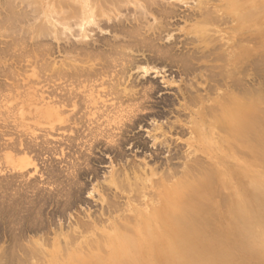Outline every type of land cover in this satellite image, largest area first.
Listing matches in <instances>:
<instances>
[{
  "label": "bare ground",
  "instance_id": "bare-ground-1",
  "mask_svg": "<svg viewBox=\"0 0 264 264\" xmlns=\"http://www.w3.org/2000/svg\"><path fill=\"white\" fill-rule=\"evenodd\" d=\"M0 10V77H16L6 59L33 53L52 85L15 105L5 94L0 264H264V0H0ZM165 68L178 80L162 75L172 98L155 100L144 77ZM28 109L43 134L16 123ZM146 121L144 140L133 131ZM147 143L150 162L136 155ZM99 149L112 160L103 174Z\"/></svg>",
  "mask_w": 264,
  "mask_h": 264
},
{
  "label": "rangeland",
  "instance_id": "rangeland-1",
  "mask_svg": "<svg viewBox=\"0 0 264 264\" xmlns=\"http://www.w3.org/2000/svg\"><path fill=\"white\" fill-rule=\"evenodd\" d=\"M181 5V4H180ZM177 5V9H178V11H179V13H181V15H183V12L185 11L186 13H187V10H186V8L188 9V5H190V4H188L187 5V7H186V5ZM1 11V10H0ZM184 12V13H185ZM1 13V12H0ZM175 21H177L178 23H177V25L178 26H183V24H182V22H180L179 23V21H181V20H179L178 18L177 19H174ZM174 24H176L175 22H174ZM180 24V25H179ZM176 34H177V32H175ZM5 43H7V38H6V34L4 33V30L3 29H0V44H1V46H5ZM54 60H55V62L57 61V59H60L61 57L59 56V54L57 55V54H54V57H52ZM62 59V58H61ZM7 61L5 62V64H11V66H12V68L16 71V72H14V74H16V77L14 76V78H10V77H0V95L2 96V97H0V98H2V99H4L3 100V102L2 103H0V105H2V107L0 106V113H2V115H3V113H4V111L6 110V109H8V107H10V105L9 106H4L3 105V103H5L6 101H8V99H5V94H7L8 93V96H10L11 98H9V100L10 101H8V102H12V105H15V103L17 102V101H19L20 99V97H22L23 96V93L26 91V90H28V91H30V92H32V93H34L35 92V90L36 89H41V87H42V90H40V91H38L37 90V92H38V94H41L42 93V91L44 92L45 91V93H49V91H51V88H50V86L49 85H51V84H49V82H45L42 78L43 77H45V76H40L39 78L37 77V55L36 54H33V53H31V54H26L25 56H23L22 58H19V57H16V60H13L12 59V62L11 61H8L9 59H6ZM15 63H14V62ZM54 62V63H55ZM174 69V68H173ZM173 69H169V68H165L164 70H162V72L164 73H158V74H156V73H150L149 75H147V76H145L144 77V79L145 80H147V81H152L153 83H155V85L156 86H158L159 88H160V91L156 94V96H154V99L155 100H158V97L160 98L161 96L162 97H170V98H172V94H173V90H172V88H168L165 84H164V81H163V78H162V75H164V78L165 79H170L171 77H172V79H174V80H178V78L176 77V73H175V69L173 70ZM136 73H134L133 74V78H136ZM166 76V77H165ZM42 77V78H41ZM40 79H42L43 81H44V83H43V85L42 86H40V84H42L40 81H42V80H39ZM45 79V78H44ZM40 83H39V82ZM48 83V84H47ZM28 86H27V85ZM45 84V85H44ZM57 86H59L60 84L61 85H63L62 84V81H57L56 83H55ZM26 85V86H25ZM31 85H33V86H31ZM29 86H31V87H29ZM52 86V85H51ZM36 88L35 90H34V88ZM62 87V86H61ZM24 89V90H23ZM26 89V90H25ZM48 91V92H47ZM37 92H35V93H37ZM39 92H41V93H39ZM11 93V94H10ZM17 93H19V94H17ZM44 93V94H45ZM3 94H4V96H3ZM22 94V95H21ZM11 95H13V96H11ZM15 95H17V96H15ZM19 95H20V97H19ZM7 96V95H6ZM45 96H47V95H45ZM13 98L14 99H16V102L13 100ZM12 99V100H11ZM28 112L27 113H25L24 115H21V117H19L18 115H16V123L18 124V122H20L21 120H22V122L23 123H25V124H27V125H31L32 124V128H34L35 127V130H34V135H36V136H39V135H41V134H43V131L44 130H46L48 127L46 126V125H42L41 123H40V125H36V126H34L35 125V123H34V118H35V116H36V114H37V112H34V111H32V109H31V111H30V109H28L27 110ZM32 116H34V117H32ZM32 117V118H31ZM26 118V119H25ZM11 119H13V118H11ZM20 120V121H19ZM12 121V120H11ZM144 123V124H143ZM142 123V128H139V129H137V130H135V131H133V134L135 133V135H136V137H138L139 136V138L141 137L142 139H144V140H147V134H146V131L148 130V125H150V122H148V121H146V122H143ZM14 126V123H12L11 124V127H13ZM18 126V125H17ZM34 126V127H33ZM11 127L9 126L8 127V129L10 128L11 129ZM32 128H31V130H32ZM42 128H45L44 130L42 129ZM38 129H39V131H38ZM41 129L43 130V131H41ZM22 130L23 129H20V128H18V129H16V131H21L22 132ZM61 131L62 130H60V133H61ZM23 132H25V133H29L30 132V130H29V132L27 131V129H26V131L24 130ZM10 133H13L12 135H11V137L13 136H15L16 137V135H18V133H20V132H17V133H14L13 132V130H11V132ZM45 133V132H44ZM64 135L66 134V133H63ZM20 135V134H19ZM134 135V136H135ZM58 137V139H60L61 137H60V135H59V132H58V135L56 136V138ZM60 137V138H59ZM8 137H5V138H3V139H7ZM49 138V140H53V138H51V137H48ZM13 139H15V138H13ZM54 142H55V140H54ZM147 146L148 147H146L145 149H139V151L138 152H136V149H134V148H132V147H130V146H126V148H125V151H126V153H127V155H128V157H129V159H132V156H133V154L136 152V155L138 156V157H143V156H147V161H149L150 162V158L148 159V156H150V154L152 153V151H153V149H151V147H150V143L148 144L147 143ZM99 151V152H98ZM97 153H96V156H98V157H100L102 160H101V162L102 163H100L99 164V173H105L106 172V170H107V168H108V165H109V162L111 161L112 162V160H111V158H109L108 157V154L106 153H104L103 152V150L101 151L100 149L99 150H97L96 151ZM101 152H103V153H101ZM2 153V152H1ZM5 153H7V151L5 152ZM100 153V154H99ZM98 154V155H97ZM142 154V155H141ZM164 155H167V153H163ZM161 155V157L163 158V156L164 155ZM1 155V154H0ZM100 155V156H99ZM40 163V162H39ZM38 163V165H40V166H38V168L40 167H42V164H39ZM113 164H116L115 162L113 163ZM6 167V164L4 165L3 163H2V159L0 158V167H2V168H0L1 170H3L5 167ZM0 170V171H1ZM6 171L7 170H5V172L4 171H2V175L0 174V177L1 176H3V175H5L4 173H6ZM30 174H33V172H31ZM34 175H36V174H34ZM37 176V175H36ZM85 196V198H88L89 199V197H87V195H84ZM92 209H94L93 207L91 208V210Z\"/></svg>",
  "mask_w": 264,
  "mask_h": 264
}]
</instances>
